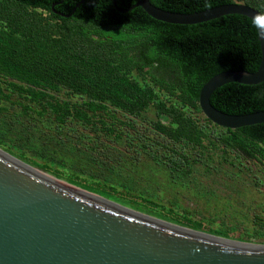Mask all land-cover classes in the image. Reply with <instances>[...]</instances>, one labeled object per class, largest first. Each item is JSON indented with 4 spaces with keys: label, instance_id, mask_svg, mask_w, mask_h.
I'll list each match as a JSON object with an SVG mask.
<instances>
[{
    "label": "trees",
    "instance_id": "1",
    "mask_svg": "<svg viewBox=\"0 0 264 264\" xmlns=\"http://www.w3.org/2000/svg\"><path fill=\"white\" fill-rule=\"evenodd\" d=\"M138 1L116 0V6L114 0H0V99L9 102L16 94L22 99L16 101L22 116L48 115L59 131L75 122L117 141L126 135L136 136L124 125L137 129L135 120L118 119L117 111L136 118L153 112L152 132L167 143L144 131L136 133L142 149L166 170L171 185L188 176L199 162L211 167L217 150L222 159L236 155L263 171L264 123L237 129L219 126L204 115L199 103L201 88L214 75L259 69L262 51L256 23L247 16L230 14L198 24H172L153 18L140 6L120 10ZM151 2L179 13L243 3L264 15V0ZM63 91L70 99L56 95ZM211 102L229 114L264 111V81L255 85L228 83L212 94ZM4 109L0 107V111ZM7 125H0V146L21 159L141 212L206 229L200 223L193 225L181 216L158 211L160 205L150 198L147 188L137 191L134 176L131 184L125 183L130 174H124L122 157L107 160L96 156L98 145L89 135L77 136V142L69 135L63 140L36 138L30 127L16 129L23 125L16 118ZM11 126L18 130L16 137H9ZM22 140L41 151L44 164L32 162L21 152L17 142ZM182 144L196 155L183 152L178 147ZM59 147L65 150V157L71 155L78 173L63 177L60 168H52L61 163L54 157ZM82 173L92 178L81 177ZM127 194L137 195L146 204L127 198ZM255 219L264 229V218L257 215Z\"/></svg>",
    "mask_w": 264,
    "mask_h": 264
},
{
    "label": "water",
    "instance_id": "2",
    "mask_svg": "<svg viewBox=\"0 0 264 264\" xmlns=\"http://www.w3.org/2000/svg\"><path fill=\"white\" fill-rule=\"evenodd\" d=\"M138 6L172 24L241 14L264 25V15L243 3L179 13L139 0L120 10ZM258 31L259 69L220 72L200 90L204 115L219 126L237 129L264 123V111L229 114L211 102L212 94L228 83L264 81V29ZM0 264H264V243L163 220L47 174L0 149Z\"/></svg>",
    "mask_w": 264,
    "mask_h": 264
},
{
    "label": "rangeland",
    "instance_id": "3",
    "mask_svg": "<svg viewBox=\"0 0 264 264\" xmlns=\"http://www.w3.org/2000/svg\"><path fill=\"white\" fill-rule=\"evenodd\" d=\"M56 95L61 98L70 99V96L64 91ZM18 100L22 99L16 94L12 95L9 102L0 99V107L5 108L0 111V125L5 127L9 126L7 122L13 123L16 118L17 122L23 124L22 126L17 125L16 129L29 130L30 127V132H33L36 138H52L56 136L63 140L66 135H69L71 140L77 142V136L89 135V137L92 138L91 140L94 141L95 146L98 145L96 149L97 152L95 153L96 156H101L100 158L107 160L110 158L119 159L122 157L119 161H121L120 163L124 166V174H130L126 177L125 183L127 185L131 184L133 182L132 176H134L136 188H138L137 191L147 188L146 190L150 192V198L160 205L157 210L162 214L173 217L181 216V220L184 222L191 221L193 225L200 223L206 228L205 230L193 228L196 230L212 234L215 233L207 229L220 230L225 233V235L221 236L264 243L259 241L264 239V229L260 225L255 224L257 215L264 218L263 163L260 164L263 170L261 171L258 167L254 166L253 163L239 160L236 155L228 156V160L222 159L221 151L217 150L216 153L212 154L213 160L210 162L211 167L208 168L205 164L199 162L194 166L193 171H191L188 176H183V178L178 179V184L171 185L169 180H167L169 178L166 170L163 167L164 170L162 168L160 169V165L156 164L150 158L151 155L149 151L142 149L139 142V135L136 133L137 131H144L147 132L149 136H156L154 138L162 140V138L153 133L151 129L150 120L155 117L153 112H148L146 115L136 118L130 117L122 111H117L116 115L118 119L124 121L130 119L135 120L137 127L136 131L124 125L123 128L128 133H132L136 136L134 138H128L126 135L124 139L117 141L114 138L106 137L101 131L95 133L92 128L86 127L80 123L69 122L59 131L56 124L50 120L48 115L41 118H39L37 114L35 118L22 116L21 107L16 102ZM73 100L78 101L79 98L74 97ZM12 101L15 103L12 104ZM118 124L120 125V122H118ZM13 127L9 132V137L17 136L18 130H14ZM73 129L77 130L73 131ZM58 134L61 136H58ZM85 139L89 140L88 138ZM7 141L10 142L9 139H7ZM35 141L38 140L36 139ZM162 142L167 143L165 140H162ZM17 143L21 146V152L32 162H38L40 164L45 163L46 159L43 158L44 156L42 157L41 151L38 148L31 147L27 142L24 143V140ZM157 147L159 149L161 148L159 146ZM178 147H182L183 152H188L190 156L196 155L192 151H189L183 144ZM0 149L8 152L1 146ZM55 151H57L58 154L54 157L61 163H56L52 168H60L61 172L64 174H62L63 177L79 172L77 171L79 167L73 165L75 161L70 160L71 155L66 153L65 157L63 154V151H65L63 147H59V149ZM13 152L18 151L13 149ZM8 153L47 174L55 176L50 171L41 169L31 162L21 159L12 152ZM82 175L83 176H80L92 178V176L86 175L85 173H82ZM60 179L69 182L65 178ZM126 197L129 199L132 198L139 203L146 204L143 202V199L137 197V195L127 194ZM182 226L192 228L191 226ZM257 232H261L262 235L257 236Z\"/></svg>",
    "mask_w": 264,
    "mask_h": 264
},
{
    "label": "clouds",
    "instance_id": "4",
    "mask_svg": "<svg viewBox=\"0 0 264 264\" xmlns=\"http://www.w3.org/2000/svg\"><path fill=\"white\" fill-rule=\"evenodd\" d=\"M257 26H258V27H261L262 29H264V25H259V24H258Z\"/></svg>",
    "mask_w": 264,
    "mask_h": 264
}]
</instances>
